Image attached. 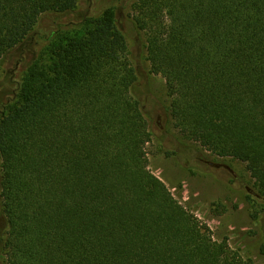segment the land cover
Here are the masks:
<instances>
[{
    "label": "trees",
    "instance_id": "1",
    "mask_svg": "<svg viewBox=\"0 0 264 264\" xmlns=\"http://www.w3.org/2000/svg\"><path fill=\"white\" fill-rule=\"evenodd\" d=\"M79 0H0V59ZM133 20L187 138L246 163L264 200V0H137ZM32 66L0 115L6 264H253L149 168L152 132L114 7Z\"/></svg>",
    "mask_w": 264,
    "mask_h": 264
},
{
    "label": "rangeland",
    "instance_id": "2",
    "mask_svg": "<svg viewBox=\"0 0 264 264\" xmlns=\"http://www.w3.org/2000/svg\"><path fill=\"white\" fill-rule=\"evenodd\" d=\"M136 1L79 0L71 12L43 14L27 39L0 59V115L16 99L32 66L38 73L49 71L52 49L61 37L83 34L87 18L114 7L138 76L133 92L152 132L147 145L149 168L191 213L208 224L214 239L239 248L253 264H264V200L256 195L251 173L243 161L217 155L175 126L166 80L152 72L145 35L133 20ZM1 176L0 158V187ZM8 229L0 198V264H6L3 246Z\"/></svg>",
    "mask_w": 264,
    "mask_h": 264
}]
</instances>
